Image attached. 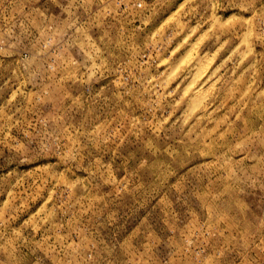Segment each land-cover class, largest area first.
<instances>
[{
  "label": "rangeland",
  "instance_id": "1",
  "mask_svg": "<svg viewBox=\"0 0 264 264\" xmlns=\"http://www.w3.org/2000/svg\"><path fill=\"white\" fill-rule=\"evenodd\" d=\"M0 264H264V0H0Z\"/></svg>",
  "mask_w": 264,
  "mask_h": 264
}]
</instances>
